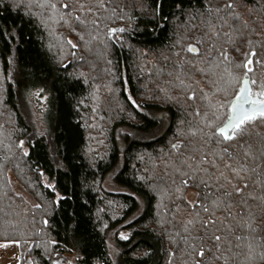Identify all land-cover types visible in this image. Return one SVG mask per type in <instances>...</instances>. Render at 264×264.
<instances>
[{
	"label": "trees",
	"instance_id": "trees-1",
	"mask_svg": "<svg viewBox=\"0 0 264 264\" xmlns=\"http://www.w3.org/2000/svg\"><path fill=\"white\" fill-rule=\"evenodd\" d=\"M16 2L0 0V242H19L20 264L26 257L30 264H50L53 255L65 254L76 264H264V232L247 226L253 215L255 223L264 222V119L246 124L228 143L215 136L243 75L237 65L253 48L250 74L264 84V0H234L235 31L231 16L221 30L213 13L216 29L227 36L204 23L207 0H32L31 6L22 0L19 8ZM226 2L211 0L213 6ZM64 3L71 7L61 8ZM119 26L120 38L109 35ZM187 45L202 54H183ZM189 85L201 86L196 113L181 98ZM36 91L45 97V130L38 137L28 123V100ZM95 103L108 132L99 159L87 154L85 123ZM120 128L142 138L124 136L121 150ZM229 155L240 180L224 167ZM181 161L206 172L185 186L182 173L189 169ZM118 166L114 181L126 192H103L102 180ZM10 175L41 207L13 193ZM200 179L210 180L211 195ZM245 180L242 196L225 195ZM187 188L197 192L194 205L185 200ZM55 194L66 199L53 210ZM240 200L251 207L235 203ZM209 219L216 223L205 227ZM109 231L127 233V239L116 237L115 263ZM213 235L227 237L219 252ZM201 240L212 249L203 258L192 249Z\"/></svg>",
	"mask_w": 264,
	"mask_h": 264
},
{
	"label": "snow or ice",
	"instance_id": "snow-or-ice-1",
	"mask_svg": "<svg viewBox=\"0 0 264 264\" xmlns=\"http://www.w3.org/2000/svg\"><path fill=\"white\" fill-rule=\"evenodd\" d=\"M31 3H32V0H29L28 6H31ZM15 6L17 8L24 6L22 3V0H17ZM38 6L44 7L45 4L40 3ZM51 7L54 8V7H56V5L53 4V5H51ZM70 7H71L70 3H64L61 5V8L65 9V10L69 9ZM234 7H235L234 0H227V2L225 4L216 5V6H213V4L211 3V0H207V2H205L203 4V10L200 14L202 17H204L205 13H206L204 23L206 24V26L209 28L210 31H212L217 36H219L221 34L227 36V33H223L221 31L223 29V27L228 24V20L225 17H227V16L232 17L233 25H232V28L230 29L232 31H235V28H234L235 22L240 19L238 14L233 15L231 10ZM221 12H224V15H221ZM213 13L216 14L215 20H218L221 30L216 29V23H215V20L213 17ZM77 19H79V17H77ZM241 23L244 26H247L248 22L247 21H241ZM116 31H123V29H110V32H116ZM70 43H71V41H70ZM249 43H251V41H249ZM189 50L197 51V49L194 46H190ZM236 51H239V49H236ZM220 55L224 59H228V55H227L226 50H221ZM255 55H256V52H255V49L253 48V49H251L250 53L246 56L244 63L242 65H237L238 68L243 69V75H244L245 79H244L243 83L240 85L238 93L235 94L234 98L232 99V101L228 105L231 108V111L227 114V119L223 122L222 126H219L217 129L219 133L223 134V139H225V140L234 139L240 132H242L244 130L242 126H244L247 122H251V121L255 120L257 118V116H259L260 118H264V84H261V86H260L261 90L258 93H253L252 89L249 86V80L247 78L248 74L251 73L253 70L252 67H250V65L253 64V59L251 57H254ZM209 59H212V57H210ZM260 63H264V61H261ZM195 96H196V92L194 90L189 92V99H194ZM245 104L249 105V107H245ZM20 146L21 147L23 146V141L20 142ZM173 147H176V145H174ZM224 152L227 153L228 149L225 148ZM25 154H27V153H25ZM191 160L193 162L196 161V157L195 156L191 157ZM203 160L207 161V155H205L203 157ZM231 161H232V157H231V155H229V162L227 164H225L224 167L226 169L231 170L234 173V179H236V180L242 179L240 173L235 168L232 167ZM181 163H182V165H186V167L189 169V171L182 173V175L185 178L182 179L181 183L185 186H187L189 183L195 182L198 178H200L201 173L206 172L205 169H203L202 167H199V166H194L193 163H187L185 161H181ZM210 166L215 167V164L210 163ZM178 171H179V169H178ZM200 184L203 185L204 188L208 190L209 195H211L215 191L210 180L200 179ZM47 187L53 188V190H54V186L51 184L47 185ZM217 187H219V186H217ZM246 188H248V183L245 180L243 186L233 185V191L229 192V193H225V195L232 196L234 193L237 196H242L244 193V190ZM250 198L252 200L256 199L255 196H251ZM64 199H66V197L59 195V194H55L54 199H52L50 201V204L52 205L53 210H55L56 207H59L60 202ZM205 199H207V197H205ZM235 203H239L244 207H251L250 205L247 204L246 200H240V201H237ZM34 207L39 208V207H41V205H34ZM201 207H203V205H201ZM203 210L205 212H207L208 208L203 207ZM242 210H243V208H242ZM259 212L261 214H264V208L259 209ZM250 215H252V214L250 213ZM228 216L231 217L232 212H229ZM252 218H253V223L247 225L249 227V229L251 230V232L256 233V234H259L260 232H264V222L257 224V223H255V220H256L255 215H253ZM233 219H235V217H233ZM43 223L47 225L49 223L48 219H44ZM215 223H216V221L214 219L205 220L203 222L205 227L212 225V224H215ZM229 229L231 231V235L236 240L239 241L242 239L241 235H237L235 228H232L231 225H229ZM121 237L124 239H127V237L124 236L123 233H121ZM260 238L262 241L261 258L264 259V237H260ZM226 239H227V237H222L221 235H213L212 240L215 241V247L217 249V252H219L221 250V246ZM16 243H19V242L16 241ZM53 243H54V241H53ZM192 249H193V252L195 253V255L197 257H200V258H203L205 256L206 252H210L212 250L211 248H206L204 246L203 240L200 241V247L197 248L195 245H193ZM248 255H249L250 259L253 258L255 255V251L251 247V245H249V254ZM217 259H219V257H217ZM69 264H70V262H69ZM196 264H200V261L198 260L196 262Z\"/></svg>",
	"mask_w": 264,
	"mask_h": 264
},
{
	"label": "rangeland",
	"instance_id": "rangeland-1",
	"mask_svg": "<svg viewBox=\"0 0 264 264\" xmlns=\"http://www.w3.org/2000/svg\"><path fill=\"white\" fill-rule=\"evenodd\" d=\"M100 1L103 2L104 0H100ZM111 29H123L124 30V28L121 26L114 27ZM121 32L122 31L110 32V30H109V35H111L112 37L115 36V38L117 39V38H120ZM70 41H71V44L74 46L75 43H74L73 39ZM190 46H193V45L185 46L182 49V50H184V51H182V53L183 54L184 53L193 54L189 50ZM195 48L197 49V51H198L197 54H198L200 52V49H198L197 47H195ZM199 54H202V52H200ZM204 55H205V53L201 57L202 59H204ZM260 71L261 72L259 74H262V72H264V69H260ZM249 75H250L251 83L254 87V90L258 93L261 90L260 89L261 85L258 82H256V80L253 78V76L250 73H249ZM242 77H243V75L241 76V78ZM106 84H107V88H106L107 97L110 98V96L112 97L114 95V93L110 88L111 87L110 84H108V83H106ZM200 89H201L200 85H197V86L194 85V87H192V85H189L188 87L181 88V90H180L181 98L184 99L185 102L187 101V103L191 104L193 113L197 112V110L195 109L194 106L197 103V101H195V99H197V96L199 94L198 90H200ZM193 90L196 92V96L194 99H189V92L193 91ZM184 93L186 96L183 98ZM28 101H29L28 123L32 128V132H33L32 135L35 137H38V136L43 135L44 130H45L44 121H43V113L45 110V97L43 95H41V93L39 91H36L30 95ZM100 106L101 105L99 103L94 104V107H92L93 112L91 115L88 116V119L85 123L87 125V127L89 128V132H88L89 141H88V147H87V154H89L94 159H97V158L99 159L100 157L105 156L106 152H107V148H108V146H107V140L108 139L106 137V135L108 134L107 126H106L107 124L102 123L101 117L99 116V114L97 117V114H96L97 110H99L98 108ZM136 107H137V105H136ZM138 109L140 111L144 112L140 108H138ZM144 113H146V115L150 116V114L148 112H144ZM124 136H129L131 138H139V139L142 138V137H139L135 134H131V131L127 128L117 129L116 133H115V138L118 141V144H119L121 150L123 149L122 138ZM151 160H153V159H151ZM119 167L120 166L115 168L111 173H109L102 180L100 188H101V190H103V192L113 193V194L126 192L125 189H123L122 187L117 185L114 181V176H115L116 172L118 171ZM9 180H10V185L12 187L13 193L15 195L23 198L29 204L35 205L31 196H29L22 189V187L13 179V177L11 175L9 176ZM155 190H157V195L158 194H159V196H161V194L163 195V193L159 190V188H157ZM184 197H185L186 202L189 205H194L196 203V200H197V192L191 188H187V190L185 191ZM109 207L107 210L108 213H109ZM112 216H115V215H112ZM121 233H123L124 236H127V233L120 232V231H118V232L109 231L106 233L107 247H108V252H109L110 259H111L112 263H115V261L117 260V257H118V250L116 248L115 241H116L117 236L121 237ZM20 256H21V254H20L19 246L17 243H15V242H0V264H20ZM69 262H70V264H76L74 255L65 254V255H62L59 257L57 255H53L49 261L50 264H69ZM24 263L30 264V260L26 257Z\"/></svg>",
	"mask_w": 264,
	"mask_h": 264
},
{
	"label": "water",
	"instance_id": "water-1",
	"mask_svg": "<svg viewBox=\"0 0 264 264\" xmlns=\"http://www.w3.org/2000/svg\"><path fill=\"white\" fill-rule=\"evenodd\" d=\"M190 49V48H189ZM191 51V50H190ZM193 54H197V52L198 51H191ZM252 58V57H251ZM248 80H249V86H250V88L252 89V91H253V93H257L255 90H254V87H253V85H252V83H251V79H250V75L248 74ZM244 79H245V77H244V75H243V77L241 78V80H240V83H239V86H238V89H237V91H236V93H238V91H239V87H240V85L243 83V81H244ZM261 89V88H260ZM234 98V97H233ZM232 98V99H233ZM232 99L230 100V102L232 101ZM229 102V103H230ZM229 105V104H228ZM245 107H249V105H247V104H245ZM231 111V108L228 106L227 107V114L229 113ZM226 119H227V116H226ZM225 119V120H226ZM257 119H264V118H260L259 116H257V118L255 119V120H257ZM255 120H253V121H251V122H247L246 124H249V123H252V122H254ZM223 124V123H222ZM222 124L220 125V126H222ZM245 124V125H246ZM245 125L244 126H242L243 128L245 127ZM219 127V126H218ZM218 127L216 128V130H215V136L217 137V138H219L220 140H222L223 142H225V143H228V142H230V141H232V140H234V139H236L237 138V136L234 138V139H231V140H225V139H223V134H221V133H219L218 132Z\"/></svg>",
	"mask_w": 264,
	"mask_h": 264
}]
</instances>
